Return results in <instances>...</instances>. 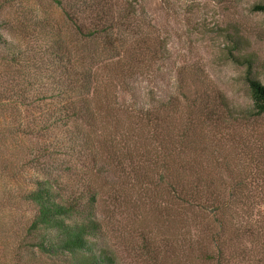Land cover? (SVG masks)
Returning a JSON list of instances; mask_svg holds the SVG:
<instances>
[{
	"label": "trees",
	"instance_id": "obj_1",
	"mask_svg": "<svg viewBox=\"0 0 264 264\" xmlns=\"http://www.w3.org/2000/svg\"><path fill=\"white\" fill-rule=\"evenodd\" d=\"M28 1L0 0V11H20L19 19L0 33V72L5 73L0 74V107L10 118L6 124L2 116L0 135L4 126L15 128L8 136L25 127L35 143L27 155L34 177L21 195L22 204L32 209L24 236L29 243L22 251L27 261H36V254L50 259L49 264H116L97 244L102 225L96 217V180L109 177L118 184L108 197L114 208L131 204L126 191L137 192L141 205L164 191L166 210L198 229V240H188L185 251L191 253L195 244L199 264H264V211L250 206L254 196L245 191L244 176L228 165L225 175L214 174L221 167L216 161L208 162L205 172L201 160L190 154L198 155L192 110L177 98L156 109L147 103L136 108L131 85L149 75L159 54L134 21L136 1L122 4L125 13L119 20L132 22L131 31L124 32L114 19L116 0H47L60 9L75 35L96 42L94 49H84L81 60L72 54L73 61L56 35L55 42L48 40L36 50L7 35L8 29L11 34L25 30ZM254 10L264 12V6ZM35 12L29 13L33 19ZM245 81L251 99L247 118L264 116V85L250 71ZM121 96L130 99L118 101ZM31 106L38 111L36 120L23 112ZM180 108L186 110L184 125L167 128L172 117H180ZM123 119L128 127L119 130ZM202 123L214 125L210 118ZM0 142L4 147L5 140ZM63 158L85 171L77 188L61 187L64 170H70ZM172 249V258L180 254L173 244Z\"/></svg>",
	"mask_w": 264,
	"mask_h": 264
},
{
	"label": "rangeland",
	"instance_id": "obj_2",
	"mask_svg": "<svg viewBox=\"0 0 264 264\" xmlns=\"http://www.w3.org/2000/svg\"><path fill=\"white\" fill-rule=\"evenodd\" d=\"M127 1H136L134 21L149 35L152 48L159 52L150 64L149 75L131 85L136 108L147 103L150 109H156L169 98H177L180 105L190 108L196 121L192 131L196 147L198 151L203 150L197 151L198 155L190 154L201 160L205 172L210 171L208 162L216 161L221 167L217 166L219 169L215 168L214 174L225 175L224 165H228L229 170L244 176L247 181L245 191L254 196L250 206L264 211V197L261 204L257 202L264 192V116L247 118L251 99L245 81L247 71H250V75L264 85V12L254 10L256 6H264V0ZM28 2L29 12H24L25 30L18 29L11 34L13 29H8L9 37L36 50L48 40L55 42L56 35L69 51L72 61V54L81 60L84 49L96 47V42L74 34L56 5L47 0ZM124 2L116 0L114 19L119 28L127 32L132 22L124 25L119 20L125 13ZM33 11H36L35 19L29 14ZM19 13L16 8L9 11L7 7L0 11L2 35L5 34L4 26L13 25L19 19ZM10 72L13 71L10 69ZM7 88H10L8 84ZM123 97L118 101L128 102L130 99L129 96ZM36 99L34 106L37 105ZM180 109V117H172L167 128L184 125L186 113L183 112L186 110ZM2 110L0 107V125L3 126L2 116L6 124L10 118L9 111ZM23 112L37 119L35 107H28ZM207 118L212 119L214 125H201ZM126 121L121 120L119 130L128 127ZM14 129L4 126L1 133L5 136L0 135V140H5L4 147L0 142V264H49L50 259L36 254V261L28 262L22 252L29 243L24 236L32 209L22 204L21 195L34 177L27 155L35 143L27 136L25 127L16 136H8ZM217 148L219 153H210ZM63 159L70 163V170H64L61 187L65 190L66 187L77 188L85 171L69 158ZM96 185L99 189L96 217L102 225L97 244L114 258L116 264H199L195 258V244L191 245V253L185 251L188 240H198V229L192 224L187 227L181 215L166 210L164 191L157 192L151 203L142 205L136 204L137 192L126 191L131 204L114 208L108 197L111 188L118 186L117 182L107 177L104 181L96 180ZM243 243L249 244L247 241ZM172 244L183 253L180 251L172 258ZM257 244L252 242L251 247ZM32 255L31 252L28 256Z\"/></svg>",
	"mask_w": 264,
	"mask_h": 264
}]
</instances>
